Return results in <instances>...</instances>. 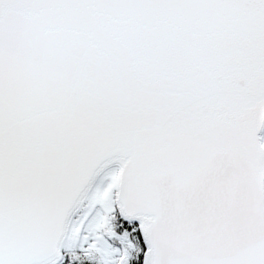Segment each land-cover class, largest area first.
<instances>
[{
    "label": "snow or ice",
    "instance_id": "6c2138e0",
    "mask_svg": "<svg viewBox=\"0 0 264 264\" xmlns=\"http://www.w3.org/2000/svg\"><path fill=\"white\" fill-rule=\"evenodd\" d=\"M0 264H264V0H0Z\"/></svg>",
    "mask_w": 264,
    "mask_h": 264
}]
</instances>
